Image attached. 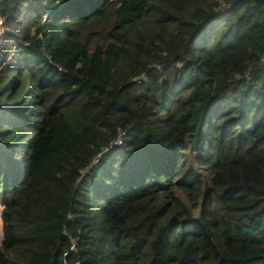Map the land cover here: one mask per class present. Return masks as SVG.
<instances>
[{"label": "trees", "instance_id": "obj_1", "mask_svg": "<svg viewBox=\"0 0 264 264\" xmlns=\"http://www.w3.org/2000/svg\"><path fill=\"white\" fill-rule=\"evenodd\" d=\"M0 18V264H264V0Z\"/></svg>", "mask_w": 264, "mask_h": 264}, {"label": "clouds", "instance_id": "obj_2", "mask_svg": "<svg viewBox=\"0 0 264 264\" xmlns=\"http://www.w3.org/2000/svg\"><path fill=\"white\" fill-rule=\"evenodd\" d=\"M1 32H2V29H1ZM116 144H120V141H118ZM116 144H115V145H116ZM115 145H114V146H115ZM114 146L110 147L107 151H113V150H114ZM100 157H101V155H100L98 158H100ZM97 162H98V161L95 160L93 163L96 164Z\"/></svg>", "mask_w": 264, "mask_h": 264}, {"label": "rangeland", "instance_id": "obj_3", "mask_svg": "<svg viewBox=\"0 0 264 264\" xmlns=\"http://www.w3.org/2000/svg\"><path fill=\"white\" fill-rule=\"evenodd\" d=\"M178 196H181V193H177ZM0 211H1V207H0ZM1 242H2V225H1V222H0V245H1Z\"/></svg>", "mask_w": 264, "mask_h": 264}, {"label": "built area", "instance_id": "obj_4", "mask_svg": "<svg viewBox=\"0 0 264 264\" xmlns=\"http://www.w3.org/2000/svg\"><path fill=\"white\" fill-rule=\"evenodd\" d=\"M1 23H2V20H1V18H0V33H1Z\"/></svg>", "mask_w": 264, "mask_h": 264}]
</instances>
